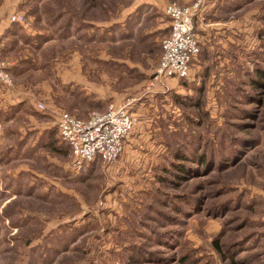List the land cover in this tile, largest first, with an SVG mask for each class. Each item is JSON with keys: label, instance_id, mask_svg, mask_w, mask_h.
Segmentation results:
<instances>
[{"label": "rangeland", "instance_id": "1", "mask_svg": "<svg viewBox=\"0 0 264 264\" xmlns=\"http://www.w3.org/2000/svg\"><path fill=\"white\" fill-rule=\"evenodd\" d=\"M196 1L0 0L40 32L12 42L19 57L37 59L21 61L32 70L21 81L48 79L55 92L38 99L46 108L33 116L55 122V132L59 110L87 118L114 103L139 116L112 163L75 171L70 147L57 151L51 137L29 163L40 176L0 173V264H264V79L255 82L264 71V0H202L189 75L155 82L170 25L164 7ZM76 51L100 91L60 92L57 73ZM2 133L4 160L29 134L8 124Z\"/></svg>", "mask_w": 264, "mask_h": 264}, {"label": "built area", "instance_id": "2", "mask_svg": "<svg viewBox=\"0 0 264 264\" xmlns=\"http://www.w3.org/2000/svg\"><path fill=\"white\" fill-rule=\"evenodd\" d=\"M202 0L191 5L171 2L164 7L169 19V33L161 40L162 53L158 58L153 80L161 77L186 78L192 61L200 52L199 41L194 31V21ZM8 21L25 23V15L13 12ZM0 40V51H1ZM0 84L11 86L12 77L7 63L1 59ZM36 108L44 110L45 104L37 102ZM59 138L71 150V164L75 171L96 160L114 162L125 150V140L139 122L137 113L127 105L110 103L106 109L88 113L87 118L76 117L65 110L55 114ZM1 132V126H0Z\"/></svg>", "mask_w": 264, "mask_h": 264}, {"label": "crops", "instance_id": "3", "mask_svg": "<svg viewBox=\"0 0 264 264\" xmlns=\"http://www.w3.org/2000/svg\"><path fill=\"white\" fill-rule=\"evenodd\" d=\"M143 2L149 3V1ZM13 3L16 4L15 0H13ZM139 3L136 5V7L139 6ZM136 7L128 11H123V13H121L120 15L121 19L123 20V18H126L128 15L134 13ZM13 12L25 13L23 10L14 8V6H11L10 8H3L0 6V40L2 44L0 51L1 59L7 63V69L9 70L12 77L11 86L0 84V143L6 141L5 136L1 135L3 134L2 129L6 124H8V126H15L17 132L23 133L21 135L22 137L20 136L21 138L25 137L27 133L29 135L27 136L26 140H24L25 142L22 146V151L17 149L16 146L14 148V146L9 145L8 148H13L14 150H10L8 157L9 159L7 158L8 161L7 159H0V167L6 169L5 172L0 171V173L6 174L7 172H12L11 175L14 176L16 175V173H18V169H23L25 171L28 170L31 175L33 174L35 176H40V173L35 171L34 168L29 165V163H31V161H33L37 156L41 155V153L43 152L42 150L45 149L43 148V146H40L39 140L41 138H45V140L48 141V139H51L52 137L53 142L48 146L52 145L55 149H57V151L59 150L58 146L66 143H62L57 138L59 134L57 131L55 132V122L53 123L54 125L51 126L49 125L50 123H45L44 121L40 120V118H36L35 116H33V113L30 111L32 110V108H35V110L38 111V109L36 108V101L39 102V98H46L45 100H48L47 102L53 101L52 96L55 94V92L53 91L52 84L48 79H41L40 81L33 79L34 82L21 81V78H23L29 72H32L31 69H23L21 61H24L23 59H26L29 61L34 60V62H37V59H34L33 53L29 54L31 55V57L20 56L22 58L20 59L19 55L14 51L12 42H20L19 38H22L23 35L34 36L33 34H40V32L35 30L36 28L30 21H27V23H20L23 28L20 29L22 30V34H19V32L14 29L18 23H10V21H8V16ZM27 15L28 14H25V17ZM25 20H27V17L25 18ZM113 23H115V20L105 23L104 26L100 27L101 32L105 31L106 34L110 33ZM167 30L169 31V29ZM72 54L74 56L73 59L76 60V62H72L68 59V61L64 63L63 67H61L62 72H58L60 73V78L58 77L57 73L59 83H61L63 87L60 92L70 94V92L73 91L74 86H79L81 90H85V95L93 91H100L101 86L99 84L94 81H88L82 76L83 69L81 67L80 61L82 56L81 52L76 51ZM173 78L161 77L160 79H163V83L161 82L162 84L167 85ZM32 88L34 89V93L32 92ZM60 92L57 93L59 94ZM98 98L102 99L101 95H98ZM20 113L24 114L23 118H20L21 120H19L17 117ZM50 130H52V133L50 132ZM10 155H13V157L10 158ZM16 157H20L27 162L25 164H17L18 166L10 165ZM47 157L48 159L46 163L58 165V163L56 162V157H52L48 154Z\"/></svg>", "mask_w": 264, "mask_h": 264}, {"label": "trees", "instance_id": "4", "mask_svg": "<svg viewBox=\"0 0 264 264\" xmlns=\"http://www.w3.org/2000/svg\"><path fill=\"white\" fill-rule=\"evenodd\" d=\"M260 78L257 76V78H255V82L258 83V84H261L262 83V79H264V71L263 70H260ZM264 85V83H262ZM201 157V156H200ZM200 159V158H199ZM201 162H203V160L201 159ZM179 168H181V166H179ZM183 169V168H182ZM184 170V169H183Z\"/></svg>", "mask_w": 264, "mask_h": 264}]
</instances>
